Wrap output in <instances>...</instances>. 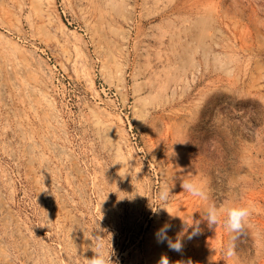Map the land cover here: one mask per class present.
Masks as SVG:
<instances>
[{
  "label": "rangeland",
  "instance_id": "374dc122",
  "mask_svg": "<svg viewBox=\"0 0 264 264\" xmlns=\"http://www.w3.org/2000/svg\"><path fill=\"white\" fill-rule=\"evenodd\" d=\"M212 205L250 208L234 257L223 213L180 252L157 242ZM97 246L112 264H264V0H0V264Z\"/></svg>",
  "mask_w": 264,
  "mask_h": 264
},
{
  "label": "clouds",
  "instance_id": "9594fccd",
  "mask_svg": "<svg viewBox=\"0 0 264 264\" xmlns=\"http://www.w3.org/2000/svg\"><path fill=\"white\" fill-rule=\"evenodd\" d=\"M143 122V121H142ZM115 163H119L120 161H116ZM113 163V164H115ZM141 170V169H140ZM140 170L138 172H140ZM137 172V173H138ZM121 175V174H120ZM125 175L122 174L121 177ZM182 191L189 193L194 197H198L201 199H207V195L203 189V186L198 184L197 182H193L191 180H184L180 184ZM174 187L172 183L170 186L166 187L158 194V199L161 203H167L169 194L171 193V189ZM133 197V196H132ZM129 198V199H132ZM124 198V197H123ZM122 199V198H121ZM163 209L166 210L165 207L157 206L155 210H153L154 214H158L159 211ZM167 211V210H166ZM169 217L172 218L176 215L171 214L167 211ZM221 213H223V226L228 230L230 235V241L226 248V256L229 258L234 257L236 255L235 247L236 241L240 238V236L244 233L246 223L248 218L251 215V211L249 207L242 206H229L223 209L217 210L215 205L208 207L203 215L201 216V221H194L193 223H188L184 221L181 232L177 235L175 240H172L167 235L168 231L171 229V224L165 222L155 233V237L158 243L167 242L169 249L173 251L180 252L183 249V240L186 237L188 240L195 238L196 236L201 234L200 223L206 222L209 228L214 229L215 226L221 222ZM189 229L191 231L189 232ZM93 255L91 258H86V264H112L111 256L113 255V251H111L105 255L103 252L99 251V246H97L96 250H93ZM159 264H169L167 257H161Z\"/></svg>",
  "mask_w": 264,
  "mask_h": 264
},
{
  "label": "bare ground",
  "instance_id": "6f19581e",
  "mask_svg": "<svg viewBox=\"0 0 264 264\" xmlns=\"http://www.w3.org/2000/svg\"><path fill=\"white\" fill-rule=\"evenodd\" d=\"M214 19V18H213ZM258 21L259 20H257V23H258ZM262 23H263V21H261ZM233 32V31H232ZM235 32V31H234ZM233 34H235V33H233ZM225 35H228V34H225ZM236 36V35H235ZM225 37V36H224ZM225 40V39H224ZM231 41V40H230ZM226 45H227V43H226ZM229 45V44H228ZM231 46V45H230ZM224 47V46H223ZM225 47H227V46H225ZM231 48V47H230ZM234 48H235V46H234ZM222 49H224V48H222ZM236 49V48H235ZM234 49V50H235ZM233 50V51H234ZM221 52L223 53V51L221 50ZM225 52H227V50H225ZM229 53V52H228ZM234 53H236V52H234ZM230 55V54H229ZM248 55H246V57H247ZM252 56V55H251ZM231 57V56H230ZM242 57H244V56H242ZM239 58V57H238ZM245 58V57H244ZM230 59V58H229ZM246 59V58H245ZM253 59V58H252ZM242 60V59H241ZM237 61V60H236ZM251 61V60H250ZM239 62V61H238ZM245 62V61H244ZM260 63V62H259ZM249 64V63H248ZM243 65H245V63H243ZM247 65V64H246ZM248 66V65H247ZM238 67V66H237ZM240 67V66H239ZM238 67V68H239ZM244 67H246V66H244ZM233 68V67H232ZM242 68V67H241ZM236 70V69H235ZM231 71H232V69H231ZM246 71V70H245ZM257 71H258V69H257ZM240 72V71H239ZM253 72V71H252ZM237 73H238V71H237ZM242 73V72H241ZM244 73V72H243ZM251 73V72H250ZM239 74V73H238ZM252 76H254V74H252ZM252 78V77H251ZM256 78V77H255ZM253 79H254V77H253ZM257 79H258V77H257Z\"/></svg>",
  "mask_w": 264,
  "mask_h": 264
}]
</instances>
